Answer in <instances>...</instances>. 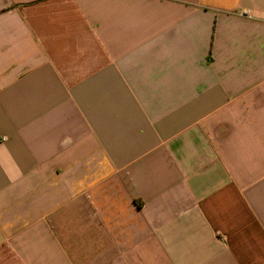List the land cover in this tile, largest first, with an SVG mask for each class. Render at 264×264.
<instances>
[{
  "label": "crops",
  "instance_id": "0c3cea01",
  "mask_svg": "<svg viewBox=\"0 0 264 264\" xmlns=\"http://www.w3.org/2000/svg\"><path fill=\"white\" fill-rule=\"evenodd\" d=\"M0 264H264V0H0Z\"/></svg>",
  "mask_w": 264,
  "mask_h": 264
}]
</instances>
